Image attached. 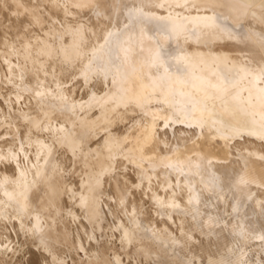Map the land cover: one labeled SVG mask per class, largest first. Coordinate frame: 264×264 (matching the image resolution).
I'll return each instance as SVG.
<instances>
[{
    "label": "bare ground",
    "instance_id": "1",
    "mask_svg": "<svg viewBox=\"0 0 264 264\" xmlns=\"http://www.w3.org/2000/svg\"><path fill=\"white\" fill-rule=\"evenodd\" d=\"M0 32V258L12 228L57 258L35 188L76 150L77 127L133 104L126 131L93 147L117 144L128 159L102 202L114 234L146 264H167L160 252L249 260L245 245L264 240V0H0ZM84 184L72 189L88 223L73 213L75 238L89 263L108 264L90 243Z\"/></svg>",
    "mask_w": 264,
    "mask_h": 264
},
{
    "label": "rangeland",
    "instance_id": "2",
    "mask_svg": "<svg viewBox=\"0 0 264 264\" xmlns=\"http://www.w3.org/2000/svg\"><path fill=\"white\" fill-rule=\"evenodd\" d=\"M248 53L253 55L256 61H260L263 58V55L258 52L250 50ZM231 54L236 57L235 52ZM234 64H236V60ZM3 85L0 83V89L4 90L3 92H7L9 87L5 86L6 84ZM0 102L7 106L4 97H0ZM139 113L138 107L132 104L127 107H121L119 111L114 112L106 123L96 124L93 128L89 125L77 127L78 146L76 150L73 153L67 150L64 162L55 161L53 168L48 170L46 182L38 184L35 188V199L44 198V204L38 200L39 208L47 216L51 215L48 218L49 223H51V226H47L48 235L51 237L57 234L60 239V243L53 246L54 251L57 253V258L51 257L42 247H39L38 237L31 235L26 229L17 235L9 224L11 226H8L9 232L12 228V234L16 235L12 236L17 243L13 251L0 258V264H43L42 256L47 257L48 264H95L89 263L91 257L89 258L86 251L79 246L75 238L77 222L73 213L81 214V217L83 215L79 206L80 199L78 195L73 194L72 189L80 188L81 180L85 181L82 192L91 194L94 198L91 201V206L97 218L95 222L97 242L91 240L90 243L92 245L95 243L100 252L103 250L106 253L109 260L108 264H117L113 257L114 253L120 254L125 264L150 263L152 259H144L141 254L142 250H138L135 244L126 247L118 239L117 232L114 234L115 232L112 231L113 218L110 221L111 217L107 218L103 210L102 202L104 198L106 200L112 195V175L114 171L126 166L128 159L124 152L118 151L117 144L100 151H96L93 148L99 142L98 140L105 135L118 132L119 136H121L134 122ZM4 142H7V140L4 139ZM67 157L70 159L68 160ZM82 220L86 223L83 217ZM24 222L31 224L29 218L25 219ZM64 239L67 240V243L64 242ZM87 246L89 247V245ZM153 249L156 250L157 248L153 247ZM263 251L264 240L249 242L245 245V252L250 253V258L239 264H264ZM159 259L167 264H188L182 256L177 255V257L172 258L168 252H160Z\"/></svg>",
    "mask_w": 264,
    "mask_h": 264
}]
</instances>
